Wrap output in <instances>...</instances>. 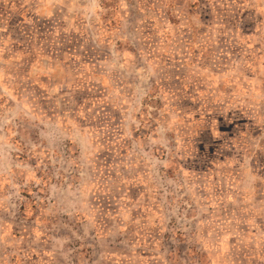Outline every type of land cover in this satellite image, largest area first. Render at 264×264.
Masks as SVG:
<instances>
[{
	"label": "rangeland",
	"instance_id": "obj_1",
	"mask_svg": "<svg viewBox=\"0 0 264 264\" xmlns=\"http://www.w3.org/2000/svg\"><path fill=\"white\" fill-rule=\"evenodd\" d=\"M0 264H264V0H0Z\"/></svg>",
	"mask_w": 264,
	"mask_h": 264
}]
</instances>
